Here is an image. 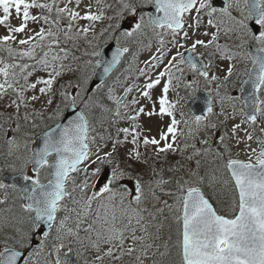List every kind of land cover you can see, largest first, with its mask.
<instances>
[{
	"label": "snow or ice",
	"instance_id": "snow-or-ice-1",
	"mask_svg": "<svg viewBox=\"0 0 264 264\" xmlns=\"http://www.w3.org/2000/svg\"><path fill=\"white\" fill-rule=\"evenodd\" d=\"M81 3L82 0H63L61 7V0L51 2L0 0V26L7 32L0 36V98L13 94L15 98L9 106L14 105L19 112L21 106L26 107L29 102L25 93L37 89L38 84L44 85L39 88L40 94L47 95L52 91L56 79L62 75L65 68L63 61L71 54V49L64 45L71 42L75 46L84 41L92 48L90 55L99 58L101 57L99 44L93 42L100 37L106 39L108 35L117 33L112 35L116 42V50L110 60L97 59L86 62L91 68V75H96V69L102 68L101 78L107 76L120 62L121 56L130 50L127 46H121V38L132 40L151 31L157 37L159 44L157 51L160 55L153 56L152 61L146 62L147 67L139 70L141 76H148V81L140 88V94L151 100V90L160 86L161 81L166 78L158 99L154 101V105L159 106L158 111L154 106L146 114L167 117L169 123L165 126L166 130L160 132L159 139L142 137L136 121L141 114H145V109L140 107L133 115L122 112V108H128L126 96L113 95L114 90L111 88L108 89L107 99L113 102L114 108L98 99L96 94L87 95L89 89L85 85L89 81L88 75L75 85L80 89L76 95L62 91L61 104L67 102L66 106H76L77 111L73 119L67 124L57 123L55 127L45 131L42 134V146L31 149V155L28 156L22 157L17 154L20 144L16 138L7 140L8 155H15L17 161H20L19 164L10 163L8 167L26 183L17 189L15 185H8L0 180V190L7 191L11 187L25 201L21 207L27 215L17 218V223L26 224L27 227L13 226V235L4 239L3 247L0 249V264H18L20 261L23 264H40L38 257L43 253L51 233L43 232V240L37 248L28 252L25 259V250L30 247L33 235L44 225L52 229L54 222L58 220V213L62 209L67 211L64 203L66 198L71 197L77 191V187L82 194L85 193L90 187V176L98 180L102 171L101 165L112 163L116 145L121 143L119 139L113 141L111 152L102 150L94 152L92 149L100 141H105L107 133L105 123L116 124L119 120L132 122L131 130L129 127L117 130V136L122 132L125 141L129 136L132 137L131 143L136 147L129 153L130 158L141 159L138 147L141 143L145 148L154 146L157 155L178 150L183 154L191 149V155L186 157L189 162L196 157L214 155L220 161V168L217 171L223 169L228 176L224 179L213 174L208 180L210 185L222 182L226 186H231L230 191L233 195L228 203V214H221L201 190L205 178L199 176L200 159L195 160L196 170L189 171V180L178 178L175 182V192L166 193L174 199V203L168 204L165 201L164 207L157 208L155 213L148 212L143 206L146 197L141 179L130 177L125 170L117 166L112 169L110 177L98 190H94L83 202L75 201L80 205L79 211L72 209L77 217L75 227L68 223L70 216L65 215L58 220L55 228V240L58 243L53 245L56 253L55 264H69L67 257L72 247L70 243L68 245L65 243L68 238H75L82 248L86 247V250L94 254L93 259L91 261L85 259L84 264H145L154 242L161 239L163 223L155 225V234L149 229L152 227V221L163 215L165 208L173 213L171 218L176 232V239L172 245L176 249V259L169 264H264V139H257L259 151L252 148L247 160L232 157L224 135L216 139L224 144L226 155L219 151L213 152L209 135L218 129V124L211 119L217 115L214 111L215 97H219L221 109L224 108L225 100L232 102L240 99L231 95L220 96V89L226 87L227 81L233 76L234 66L230 65L226 69V75L221 80L218 75H210L211 61L205 64L193 55L198 46L209 48L217 41L221 30L220 24L224 23L223 18H227L231 25L225 29L226 34L235 31L241 33L239 36L241 47H244L245 38L255 45V53L249 55L247 49L244 52L252 68L246 70V79L240 82V91L248 92L243 98L241 111L244 112V123L250 125L260 123V118L264 117V0H225V6L219 9L213 6L212 0H117L119 10L114 16L106 14L113 7L107 0H95L94 4L92 0H88L83 14L79 10ZM147 7H150L155 15L152 11L147 12L146 16L141 14ZM32 9H39L41 14L33 15ZM233 12H238L242 19H237ZM13 13L21 20L18 26H12L10 23ZM204 16L208 17L207 23L216 29V33L211 35L209 41L196 39L191 48H186L178 38L188 40L189 30L198 29ZM127 17L133 18L128 30L120 31L121 22ZM218 17L220 19L217 22ZM105 19L114 20L115 23H110L98 37L95 32L96 25ZM65 20L67 23L62 24ZM252 20L259 26L258 34L248 26L247 21ZM40 21H43L47 28L41 26L38 31L29 29V22L39 24ZM80 21L87 23L81 25ZM158 29L163 31H157ZM18 34H24L26 38L18 39ZM204 35L207 36L208 33L205 32ZM165 36H171L170 42L173 46L184 48L189 54L184 55L178 51L168 59L165 55ZM215 47L217 52H221L219 44ZM229 51L225 48L221 56L231 61L235 57L226 55ZM165 59L167 64L153 79L147 68H158L164 64ZM184 65H187V71ZM37 70L47 72L48 78H38L35 82H29V77ZM201 78L205 89L212 83H216L217 86L207 92L204 98L206 104L201 109V114H196L192 110L185 111L182 101L196 93L200 88ZM244 85H249L250 89ZM180 87H183L185 96L178 95L175 101L170 100V88L174 90ZM132 91V87L125 88L126 93ZM37 99L36 95L30 97L31 101ZM47 103L52 104V100L48 99ZM132 103L137 104L139 101L133 100ZM232 107L235 112V103ZM97 111L102 113L98 119L95 116ZM60 112L61 108L58 105L49 119L59 118ZM177 113L180 119H177ZM223 114L221 111L220 115ZM24 118L27 120L28 116ZM96 123L100 124L103 132L98 133ZM181 124L184 125V129H181ZM239 128L240 124L234 126L233 135ZM16 129L19 130L18 124ZM261 131H264V125ZM201 133L205 134L202 139ZM180 137L185 139L182 148L176 146ZM108 139H112L110 134ZM247 140H253L252 134H247ZM198 144L203 147H197ZM23 147L28 150V142H25ZM50 157L53 159L50 160ZM29 164L32 165L34 175L27 174ZM94 164L97 166L91 168ZM81 171L84 172V178L77 185V176L73 174H79ZM153 175H156L154 169ZM124 179H134V190H129L121 183ZM154 183L156 188H160L171 182L161 176ZM69 184L72 186L71 190ZM91 187L95 188L94 185ZM150 192L154 200L158 199L154 189H150ZM6 202V198L0 199V205ZM94 203L97 205L95 217L87 227L82 228L85 220L92 215ZM81 230L87 234V246L80 237ZM138 231L140 235H137ZM171 239L169 235V241ZM66 247L67 251H64L62 259L61 252ZM164 248L165 251L159 253L161 257L170 254L168 243L164 244ZM82 255L83 252L77 249V257ZM44 264L51 262L45 259ZM153 264L159 262L154 261Z\"/></svg>",
	"mask_w": 264,
	"mask_h": 264
},
{
	"label": "trees",
	"instance_id": "trees-1",
	"mask_svg": "<svg viewBox=\"0 0 264 264\" xmlns=\"http://www.w3.org/2000/svg\"><path fill=\"white\" fill-rule=\"evenodd\" d=\"M109 4H111L113 7L111 10L107 11V15L114 16L115 12L119 10V4L117 3V0H107ZM143 14H146V11L144 9L141 11ZM41 14V12H40ZM43 22V21H42ZM62 23H66L62 21ZM110 23H115V21H108L107 19L100 22V25L106 24L104 27H99L95 29V32L97 36L99 37V34L102 32L103 29L107 28ZM229 27L231 26L228 22ZM121 30V28H120ZM112 35H117V33H112L111 35H108L105 39L104 37H100L98 40L94 41V44H99V49L108 42H115L114 39H112ZM153 33L149 31L146 35L135 37L132 40H129L128 47L129 52L126 53V56L120 66L117 68V70L112 74V76L106 80V82L101 85L100 87L96 88L94 91H88L87 95L91 96L93 94H96L98 99H101L105 104L112 107L114 104L111 100L107 99V93L108 89H113V95L115 91L123 88L127 83L131 80V78L135 75L137 63L139 61V57L141 54L148 48L151 44V36ZM91 37V34H90ZM228 38L225 40L224 44L220 45L221 52L224 51L225 48L229 49L230 51L226 53V55H232L236 58H241L242 56H245L244 49L241 47V43L238 42L237 38V31L231 32L227 36ZM15 46V45H14ZM65 47L71 49V54L69 55L68 59L64 60L63 63L65 65V68L63 69L65 74L63 76H59L52 88V104L50 107L46 110H42L37 108L35 105L30 103V100L27 103V106H21L19 112H17L16 108L15 111L13 109H6L2 106H0V143H2V140L4 141L7 136H11L13 138L19 139L23 143L28 142L29 147L33 145L34 139L36 135L44 131L45 129L49 128L50 126L57 123L64 115L66 109L69 106H66L67 102L65 104H61V92L67 91L68 93H71L72 95H76L77 92L80 91V89L76 88L75 85L78 81H82L86 75L89 76V79L91 77V68L86 63L89 60H95V57L91 56L90 53L92 52V48L88 46V44L84 41H81L79 44L73 46L71 42H69L67 45H64ZM89 53V54H86ZM221 52L216 51V47L212 46L207 48V57L209 59H213L216 56L221 55ZM209 53H212L209 55ZM75 57V58H73ZM187 70V65L183 66ZM70 69V70H69ZM177 75H179L177 73ZM23 82V81H22ZM89 82V81H88ZM71 85V86H70ZM86 88H88V83L85 85ZM89 89V88H88ZM170 94V100L175 101L179 96H185V91L183 87L172 89L170 88L169 91ZM12 98H15L13 94H9ZM194 95L191 97H188L182 103L185 106V111H189V103ZM237 102V101H234ZM240 109L242 108L241 105L237 102ZM60 106L61 112L60 117L57 119H49V117H52L53 114L56 111L57 106ZM217 106V104H216ZM237 109V108H236ZM97 114H102L99 111L95 113V116ZM28 116V119L25 120V116ZM178 117L179 114L177 113ZM7 117H11V119H6ZM97 117V116H96ZM180 118V117H179ZM216 123L218 124V129L214 132L220 133V135H224L226 137V144L228 146L229 151L232 154L233 157V150L230 144V137L227 133V130L224 126V122L221 121V118H216ZM19 125V130L17 131L16 126ZM181 129H184V125L181 124ZM186 131V129H185ZM212 134V133H211ZM182 141L181 144H179L178 148H182L185 139L181 137L180 139ZM191 143V141H188ZM216 152L219 151L222 154L224 153V144H221L219 140H216ZM28 147V150L23 154V156H28L30 154V149ZM191 151V149H190ZM187 152L181 153L179 150L174 153L169 152L167 154H159L154 151L152 146H148L145 148L143 145V150L141 151L142 158L140 159V162L142 161L143 164L132 163L130 161L125 160L129 165L130 168H132L133 176L129 175L133 178H140L141 183L144 182L142 179V172L140 170L141 165L144 166V168L147 169V171L151 174V177L153 181L159 179L161 176L163 179L166 178L167 181H170L171 183L165 185V190L167 193L169 192H175V182L178 178L185 179L184 176V158L187 156ZM226 155V154H225ZM22 156V157H23ZM211 156L204 157L201 162V172H204V168H214V165H218L220 168V161H218L216 158H210ZM234 158V157H233ZM146 161V162H145ZM10 163H16L19 164L20 161H15V159L10 158L6 151L4 150V146H0V180H2V176L5 173L12 172V170L8 167ZM208 163V164H207ZM94 166H97L94 164ZM102 167V165H101ZM178 167V170L176 168ZM153 169L156 172V175H153ZM30 170V164L28 165L27 172ZM213 172L217 176H222L224 179L227 178L228 174L223 172V169L220 171H217V169H214ZM43 174V170H42ZM76 175V174H75ZM134 180V179H133ZM219 189L222 192H227L229 194V198L231 199L233 193L230 191V185H224L222 182L219 183ZM69 190H71V184H69ZM129 190V186H127ZM162 188H156V185H154L155 193H158ZM201 189L204 191L206 196H209L207 192H205V187L201 185ZM145 190V202L144 207L147 208L148 212H156L157 208L164 207V203L157 207L155 204L152 203V199L148 197L147 195V187H144ZM89 196V193L86 191L85 193H81L79 191V188L77 187V191L73 193L71 197L66 198L65 200V207L67 211L64 209L61 210L60 213H58V216L62 219L65 215L70 216L71 219L69 220V224L73 227H75V220H76V212L72 211V209H76L79 211L80 205L76 204L75 201L79 200L83 202L87 199ZM156 196L159 198L160 196L156 194ZM7 200L6 204L0 205V221L1 222H7L12 223L15 225V227L20 228H26V224H20L17 223V218L26 216L27 214L23 212V209L21 205L23 204L22 199L20 198V195L17 194V192L13 191L11 187L5 190H0V199ZM172 198V197H170ZM173 199V198H172ZM174 200V199H173ZM228 200L227 198L223 199L219 206H217L218 211L221 214H228ZM174 203V202H173ZM155 205V207H153ZM97 208V205L93 204V210L92 215H90L86 220L85 223L82 225V228L87 227V224L91 222L92 219L95 217V210ZM173 213L169 212L167 208L164 209V213L162 216H158L157 220L152 221V227H150L149 231L155 234V225L159 223H163V228L161 229V239L154 242L152 249L149 252V256L145 261V264H153L154 261L159 262V264H169L170 261L176 259V249L172 246L176 239V232H175V224L172 220ZM145 216L147 217V213H145ZM150 219V217L148 218ZM14 232V229L13 231ZM10 236L13 233H9ZM141 233L138 231L137 235H140ZM36 235V233L33 235V237ZM86 233L83 232V230L80 231V237L84 240L85 246H87L88 241L86 239ZM169 235H171L172 239L169 241ZM1 238V236H0ZM55 237L52 236V233L47 241V246L49 247L48 250L53 248V245L58 243L55 239ZM95 237L93 236V239ZM43 240V237L40 238V241ZM66 245L69 243L71 244L72 251L69 253L67 259L69 261V264H84L85 259L91 261L94 257V254L91 251L86 250V247H81L79 243L75 241V238H68L65 241ZM169 244L170 254L164 257H161L159 255L160 252H164V244ZM3 247V242L0 239V249ZM77 249H80L83 252V255L81 257H77ZM158 249V250H157ZM26 250L31 251V247H28ZM25 250V251H26ZM48 250H44L43 253L40 255V257L47 256ZM64 251H67V247L62 250L61 252V258H64ZM127 260V258H126ZM40 264H44V262H40Z\"/></svg>",
	"mask_w": 264,
	"mask_h": 264
},
{
	"label": "rangeland",
	"instance_id": "rangeland-1",
	"mask_svg": "<svg viewBox=\"0 0 264 264\" xmlns=\"http://www.w3.org/2000/svg\"><path fill=\"white\" fill-rule=\"evenodd\" d=\"M214 0H212L213 3ZM41 2H51V0H41ZM93 4L95 2V0H92ZM88 3V0H82V3L80 5V9L82 11L86 10V5ZM61 7H63V0H61ZM72 5H70L71 7ZM148 9V7H147ZM93 10H95V8H93ZM33 15H40V10L39 9H32L31 10ZM234 15H236V17H238L239 19H242V17L240 16V14L238 12H233ZM141 14H143L141 12ZM145 16L147 14H144ZM132 17H127V19H125L124 21L121 22V30L120 31H125L128 30V25L131 23L132 21ZM217 19H220L219 17ZM208 17L204 16L201 20L200 23V27L198 29H191L189 30V42L188 44H186V40L183 39H179V42L182 44H185L186 48H191V44L196 40V39H202L205 42L209 41L211 39V35L213 33H216V29L212 28L208 25L207 23ZM21 20L16 18L15 13H13L11 19H10V23L12 26H18L20 24ZM64 22L67 23V21L65 20ZM249 22L248 26H249ZM86 21H80L81 25L86 24ZM126 24L125 29L122 28V25ZM63 24V23H62ZM106 24L104 25H100V22L97 23L96 28L99 27H104ZM43 26L45 28H47V25H44L42 21H40L39 24L34 23V22H29V29L31 30H35L38 31L39 28ZM220 32L218 33V38L217 41H215L216 43H218L219 45L224 44V41L222 39V26H220ZM207 32L208 35L205 36L204 33ZM7 34L6 29L3 26H0V36H3ZM29 34H31V32H29ZM152 38L150 40L151 44L148 48H146V50H144V52L141 54V56L139 57V61L137 63V67H136V72L135 75L131 78V80L127 83V85H125L123 88L115 91L114 95L118 96V97H122L126 92H125V88L127 87H132L133 91L128 93V96L126 97V101L128 103V108L127 109H121L122 112H127L128 115H133L135 114L136 110L140 107H143L145 109V114H141L136 123L140 126L138 131L141 132V136H147V137H155L157 139H159V134L161 131H165L166 130V125L169 123V120L167 117L165 118H161L159 116H148L146 113L148 111H151L153 109V107L155 106L156 110L158 111V104L154 105V101H156L160 95L161 92V87L163 85V83L166 82V78L164 80L161 81V85L157 86L155 89L151 90V95H152V99L149 100L147 98H144L141 96L140 94V88L143 86L144 83H146L148 81V76H141L139 70L140 69H145L147 67L146 62L148 61H152V57L153 56H159L160 53L157 51V49L159 48V44H158V40L157 37L153 34L151 36ZM21 38H26L24 34H18V39ZM171 36H165V40H166V44H165V55L167 56L168 59L171 58V56L176 55V53L179 51L183 54H185V49L184 48H177L174 47L173 44L170 42L171 41ZM129 40H125L123 38H121V45L122 46H127L128 45ZM128 47V46H127ZM206 53H205V52ZM198 56H205L207 53V48H203L198 46L197 50L195 52ZM98 58L95 57V60H97ZM94 60V61H95ZM209 61H211L212 67L210 70V75L215 74L218 75L221 80H223V77L226 75V69L230 66L233 65V77L230 78V82H228L226 84V86H233L236 82V80H240V76L245 73V67L242 65V63L240 61H235V60H231L229 61L226 58H222L221 56H216L213 59H209L207 58L206 62L207 64L209 63ZM153 63H155L153 61ZM167 64V59H165L164 64L160 65L158 68H147L148 74L155 79L158 76V73L160 71L163 70L164 66ZM241 69V70H240ZM64 71V70H63ZM62 71V75L63 76L65 74V72ZM187 71V70H186ZM38 78H44L47 79L48 78V73L43 71V70H37L31 77H29V82H35ZM139 86V87H137ZM201 87H204V82L202 81L201 78ZM216 83H212L209 88L205 89L206 91H212L213 89L216 88ZM40 87H44V85L42 84H38L37 85V89L35 90H31L25 93V97H27V99L30 100V97L32 95H36L38 97V99L36 101H31L30 103L35 105L37 108L42 109V110H46L50 107V105L47 103L48 99L52 100V91L49 92L47 95H42L39 92V88ZM239 87H229V88H224L222 87L220 89V96L221 97H226L228 95H231L232 90H238ZM213 96L215 97V92L213 91ZM170 97V96H169ZM215 103L217 104L216 107H214V111L216 112V116H213L211 119L214 123H216V118L219 117L221 118V121L224 122V126L227 130V133L229 134L230 137V144L233 150V157L234 158H238L241 160H247L248 156L251 153V149L255 148L257 149V151H259V146L257 144V139H264V131H261V127L262 125H264V117L260 118V123H258L257 125H250L248 123H244V112L242 113L240 107L238 106L237 102H229L227 100H225V104H224V108L221 109L220 107V99L219 97H215ZM14 98H12L10 95L5 96L3 98H0V106L6 108V109H13L15 111V106H9L11 104V101ZM133 100H138L139 103L137 104H133L132 101ZM235 103L236 105V111H233V107L232 104ZM113 108L115 107L114 105L112 106ZM221 111H223V115H220ZM102 114H97L96 118L98 119ZM110 115V114H109ZM177 119H180L177 116ZM236 124H240V128L236 130L235 135H233V128ZM131 125L132 122L131 121H126V120H119L116 124H111V123H105L104 127L107 128V133H105V141H100L99 144L95 147H93V151H97V150H102V151H113V141L116 139H119L121 141V143H119L118 145H116L115 151L113 152V157H112V163L111 164H104V165H109L111 167V169L119 166V168L125 170L129 175L133 176V169L130 168V165L125 161H130L132 163H137L138 164H143V162L140 160H137L135 158H130L129 153H131L134 148L136 146H134L131 143V139L132 137L129 136L127 138V141H125L124 139V135L123 133H119V136H117V130L123 127H129L131 130ZM96 127L98 129V133L103 132V129H101L100 124L96 123ZM182 127V126H180ZM111 135L112 139H108V135ZM220 133L217 132H213L212 134L209 135V141H210V145L212 147L213 152H216V140L218 141V139H216V137L219 136ZM247 134H252L253 136V140L248 141L247 140ZM203 133H201L200 138H204ZM13 139V137L11 136H7V138L4 139V141L2 140V143H0V146H4V150L6 151V154L8 155V145H7V140ZM181 137L177 140V147H179V144L182 143V141L180 140ZM17 142L20 144V148L18 151V155L23 156V154L27 151L25 150V148L23 147L24 143L22 141H20L19 139H16ZM106 144V147H105ZM161 146H163V144H161ZM139 151L141 152L143 150V144L141 143L139 146ZM197 147H203L202 145H197ZM34 148V142L33 145H31L29 147L30 149V154H31V149ZM152 148L154 149V146H152ZM155 151V150H154ZM175 154V152H172ZM187 156L191 155V151L190 149L187 151ZM29 154V155H30ZM9 156V155H8ZM186 156V157H187ZM12 159H16V156H9ZM186 157L184 158V176L186 180H189V171L190 170H196L195 169V160L196 159H200L201 162L203 160V158L201 157H196L193 161L189 162ZM142 158V155H141ZM211 159L215 158L214 155H211L210 157ZM208 164V163H207ZM214 168H204V172L200 173L201 170L199 169V176L204 177V183L202 184L205 187V192L208 193V197L210 198V200L216 205L219 206L221 201L225 198L229 199L228 203L230 202V198H229V194L227 192H222L219 189V183H215L210 185L209 184V180L208 177H210L211 175L215 174L213 172L214 169H218L219 166L218 165H214ZM96 166L91 165V168H95ZM103 167V165H102ZM101 167V168H102ZM140 170L142 172V179L144 180V182H142L144 187H147V195L148 197H150L152 199V203L155 204L157 207H160L165 201H167L168 204H173L174 200L172 198H170L166 193L167 191L164 189L165 185L161 186V190L158 191V193H156L157 195H159L160 197L158 199H153L150 189H154V181L151 177V174L147 171L146 168H144L143 165H141ZM28 175H34V173L32 171L27 172ZM77 176V185H79L81 183V181L84 178V172L81 171L79 174H76ZM166 180V178L164 179ZM167 181V180H166ZM134 180L133 179H124L123 181H121V183L123 185L129 186L130 189L134 190ZM89 184L90 187L87 190V192L89 193V196L92 194V192L94 190H98L99 187L97 186V179H92L91 176L89 178ZM91 185H94L95 188L91 187ZM145 191V190H144ZM61 219V218H60ZM58 224V223H57ZM15 226L12 223H7V222H1L0 221V236H1V241L3 242L4 239L7 236H10L9 233H13V229ZM57 226V225H56ZM56 228V227H55ZM52 232V236L55 237L56 236V231ZM13 235V234H12ZM55 239V238H54ZM130 242V241H129ZM38 246H36L35 248H37ZM33 248V249H35ZM48 246L46 245L44 250H48ZM31 248V251L33 250ZM43 250V251H44ZM30 251V252H31ZM40 262H44L45 259L49 260L51 262V264H55V260H56V253L54 251V248H51L48 250V255L47 256H42V257H38Z\"/></svg>",
	"mask_w": 264,
	"mask_h": 264
},
{
	"label": "water",
	"instance_id": "water-1",
	"mask_svg": "<svg viewBox=\"0 0 264 264\" xmlns=\"http://www.w3.org/2000/svg\"><path fill=\"white\" fill-rule=\"evenodd\" d=\"M214 6L216 8H222L225 6V0H216L215 3H214ZM150 11L153 12V15H155V12L150 8ZM251 27L255 30V32H258L257 31V28H255V21H253L251 23ZM116 50V43L115 42H111V43H108L106 45H104L100 52H101V57H99V59H102V60H110L111 57H112V53L115 52ZM248 51V54L251 55L253 53H255V49L253 47H249L247 49ZM189 53L187 52L186 55H188ZM194 55V53H193ZM125 56V53L121 56L120 58V62L113 68V70L107 75V76H102V68H98L96 69V75H93L90 82H89V90L90 91H93L95 88L101 86L106 80L107 78L115 71V69L119 66V64L121 63V61L123 60ZM195 56V55H194ZM198 58V57H197ZM203 61V60H202ZM204 63V61H203ZM252 68V66H251ZM245 88H249L250 89V86L249 85H244ZM207 95V93L205 91H203L202 89H198L196 91V97L195 99L190 103V109L192 111H194L196 114H201V109H203L205 107V104H206V101H205V96ZM233 95L235 97H239L240 101L242 103H244V100L243 98L246 97L248 95V92H234ZM127 97V94L124 95L123 97ZM76 106H70L64 116L59 120V124H67V122L71 119L74 118L75 114H76ZM245 111H247V109H245ZM56 123V124H57ZM52 125L51 127H49L48 129H46L45 131H48L50 130V128L52 127H55V125ZM43 131L42 133H40L39 135L36 136L35 138V142H34V148H39L42 146V143H43V140H42V134L45 132ZM32 166V165H31ZM110 174H111V169L109 166H106L101 174V176L99 177L98 179V185H103L106 180L110 177ZM2 180L4 183L8 184V185H15L17 189L21 188L22 186L25 185L26 182L23 181L22 177L16 173H7L5 174L3 177H2ZM46 182V181H45ZM207 198V197H206ZM212 203V201H210ZM23 203H25V201L23 200ZM214 205V204H213ZM45 231H48L50 232L51 229L48 228L47 225H44L43 228L41 230H39L37 232L38 235L40 236H43V232ZM39 244V241L34 238L33 241H32V245L33 246H36ZM27 254H28V251H25V259L27 258ZM18 264H23L22 261L18 262Z\"/></svg>",
	"mask_w": 264,
	"mask_h": 264
},
{
	"label": "flooded vegetation",
	"instance_id": "flooded-vegetation-1",
	"mask_svg": "<svg viewBox=\"0 0 264 264\" xmlns=\"http://www.w3.org/2000/svg\"><path fill=\"white\" fill-rule=\"evenodd\" d=\"M148 9H149V7H148ZM161 31H163V30H161ZM250 43V45H253V46H255L254 44H252L251 42H249Z\"/></svg>",
	"mask_w": 264,
	"mask_h": 264
}]
</instances>
